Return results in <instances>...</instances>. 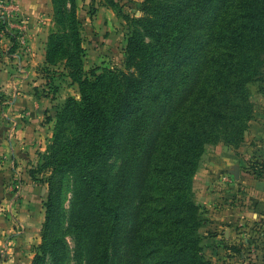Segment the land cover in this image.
Wrapping results in <instances>:
<instances>
[{
    "label": "rangeland",
    "instance_id": "rangeland-1",
    "mask_svg": "<svg viewBox=\"0 0 264 264\" xmlns=\"http://www.w3.org/2000/svg\"><path fill=\"white\" fill-rule=\"evenodd\" d=\"M8 1L16 10L0 9V264H34L49 205L53 219L48 240L56 245L62 264H74L68 254L73 240L63 234L72 182L67 175L59 181L52 160L64 145L72 154L84 148L75 146L82 134L83 92L101 109L120 110L126 78L138 75L137 61L153 55L152 23L164 24L165 39L188 31L190 48L197 38L215 42V0L207 8L208 0ZM135 34L142 40V52L131 65L127 48ZM54 41L63 48H55ZM57 49L62 51L51 56ZM209 55L205 50L198 54L210 60L215 50ZM257 71L249 85L253 117L243 143L235 147L220 139L205 145L191 181L200 219L197 235L207 264H264V58ZM119 166L120 157L114 154L102 168L115 173ZM215 166L224 167L223 173ZM217 190L227 194L221 198L226 202L215 201ZM202 192L205 198L198 199ZM244 210L252 211L251 219L235 222L232 217ZM224 233L230 237L225 239ZM219 235L220 243L215 240ZM219 244L230 252H216ZM52 257L42 264H52Z\"/></svg>",
    "mask_w": 264,
    "mask_h": 264
},
{
    "label": "trees",
    "instance_id": "trees-1",
    "mask_svg": "<svg viewBox=\"0 0 264 264\" xmlns=\"http://www.w3.org/2000/svg\"><path fill=\"white\" fill-rule=\"evenodd\" d=\"M213 18L215 42L197 38L192 48L188 31L165 39L164 24L152 23L153 55L137 61L138 75L126 78L120 110L101 109L83 92L82 134L75 146L84 148L72 154L64 145L52 160L59 181L67 175L72 182L63 234L73 240L68 254L74 264H207L191 181L205 145L224 139L237 147L244 141L253 117L249 85L264 58V0H215ZM141 44L138 34L129 39L131 65ZM213 49L210 60L198 56L205 50L210 57ZM114 154L119 168L104 172ZM52 219L49 205L34 264L49 254L52 264L63 262L48 240Z\"/></svg>",
    "mask_w": 264,
    "mask_h": 264
},
{
    "label": "crops",
    "instance_id": "crops-1",
    "mask_svg": "<svg viewBox=\"0 0 264 264\" xmlns=\"http://www.w3.org/2000/svg\"><path fill=\"white\" fill-rule=\"evenodd\" d=\"M0 69H3V68H1V65H0ZM5 69H8L7 67H5ZM222 168H224V167H222V166H218V167H216L215 166V171H217L218 173H223V171L222 170H220V169H222ZM218 176H215V180H216V178H217ZM204 192H202V194H203ZM226 195L227 194H225V193H221L220 194V191L219 190H217L215 193H214V199H215V201L216 200H218L219 202H222V203H224V202H226L225 200H222L221 198L222 197H226ZM205 196L206 195H204L203 194V196H199L198 195V193H197V197H198V199H200L201 197H203V198H205ZM202 202V201H201ZM199 203H200V201H199ZM204 207H206L207 209H209L210 207H211V205L210 204H208V201H206V202H202L201 203ZM226 204V203H225ZM260 207V206H259ZM215 208V207H214ZM213 209V208H212ZM260 209V208H259ZM250 211V210H249ZM224 212V211H223ZM214 215V218H215V214H213ZM234 215H236V214H234ZM252 211H250V212H246L245 210L244 211H239V213L236 215V217H239L240 218V220L238 219V218H236L235 216L234 217H232L233 219H235V222H241V220L243 219L244 220V222H246V221H248V220H250L251 219V217H252ZM218 217V216H217ZM225 219H230V217L228 218H222V220H220L221 222H220V225H219V227L220 226H222V222H224L225 221ZM236 224V223H235ZM237 225H238V223H237ZM241 225V224H240ZM225 234V239H226V237H230V235L228 234V233H224ZM231 234V233H230ZM215 240H219V243H220V241L222 240V237L219 235V236H216L215 237ZM219 247L220 248H218V249H216V252H222V250H227V252H230V249H224V247L223 246H220V244H219ZM216 252H215V255H216Z\"/></svg>",
    "mask_w": 264,
    "mask_h": 264
},
{
    "label": "built area",
    "instance_id": "built-area-1",
    "mask_svg": "<svg viewBox=\"0 0 264 264\" xmlns=\"http://www.w3.org/2000/svg\"><path fill=\"white\" fill-rule=\"evenodd\" d=\"M9 1L8 0H0V9L2 10H12L15 11L16 9L13 6H9ZM19 13V12H18ZM20 15L21 19H23L24 16L23 14H18Z\"/></svg>",
    "mask_w": 264,
    "mask_h": 264
}]
</instances>
